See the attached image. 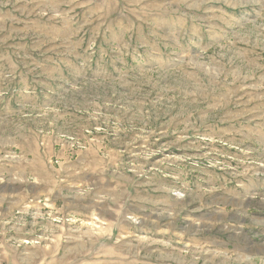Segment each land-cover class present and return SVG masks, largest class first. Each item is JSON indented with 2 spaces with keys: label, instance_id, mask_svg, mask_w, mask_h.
I'll list each match as a JSON object with an SVG mask.
<instances>
[{
  "label": "rangeland",
  "instance_id": "rangeland-1",
  "mask_svg": "<svg viewBox=\"0 0 264 264\" xmlns=\"http://www.w3.org/2000/svg\"><path fill=\"white\" fill-rule=\"evenodd\" d=\"M0 264H264V0H0Z\"/></svg>",
  "mask_w": 264,
  "mask_h": 264
},
{
  "label": "bare ground",
  "instance_id": "bare-ground-1",
  "mask_svg": "<svg viewBox=\"0 0 264 264\" xmlns=\"http://www.w3.org/2000/svg\"><path fill=\"white\" fill-rule=\"evenodd\" d=\"M187 135H189V134H187ZM188 138V137H187ZM189 139H191V138H189Z\"/></svg>",
  "mask_w": 264,
  "mask_h": 264
}]
</instances>
